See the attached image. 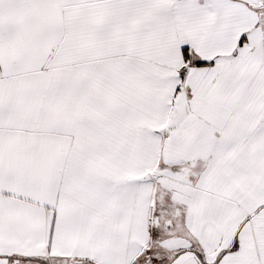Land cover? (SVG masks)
Returning a JSON list of instances; mask_svg holds the SVG:
<instances>
[{"label": "snow or ice", "instance_id": "obj_1", "mask_svg": "<svg viewBox=\"0 0 264 264\" xmlns=\"http://www.w3.org/2000/svg\"><path fill=\"white\" fill-rule=\"evenodd\" d=\"M0 264H264V0H0Z\"/></svg>", "mask_w": 264, "mask_h": 264}]
</instances>
